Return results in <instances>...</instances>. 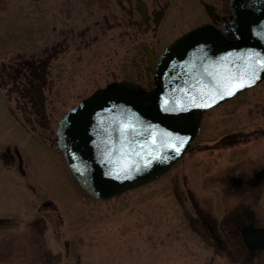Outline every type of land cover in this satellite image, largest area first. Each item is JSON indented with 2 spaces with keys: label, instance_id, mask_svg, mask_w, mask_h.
<instances>
[{
  "label": "flooded vegetation",
  "instance_id": "flooded-vegetation-1",
  "mask_svg": "<svg viewBox=\"0 0 264 264\" xmlns=\"http://www.w3.org/2000/svg\"><path fill=\"white\" fill-rule=\"evenodd\" d=\"M234 18L232 0H0V173L22 187L14 204L0 201V264L71 255L60 206L36 176L47 153L77 183L58 146L64 113L111 82L153 87L176 39L202 26L236 39ZM180 163L174 190L202 264H264V79L208 107L188 149L154 181Z\"/></svg>",
  "mask_w": 264,
  "mask_h": 264
},
{
  "label": "water",
  "instance_id": "water-1",
  "mask_svg": "<svg viewBox=\"0 0 264 264\" xmlns=\"http://www.w3.org/2000/svg\"><path fill=\"white\" fill-rule=\"evenodd\" d=\"M232 3L236 39L209 26L194 29L166 49L154 88L112 82L62 117L58 145L92 196L109 198L158 178L189 147L208 107L264 79V0Z\"/></svg>",
  "mask_w": 264,
  "mask_h": 264
},
{
  "label": "rangeland",
  "instance_id": "rangeland-1",
  "mask_svg": "<svg viewBox=\"0 0 264 264\" xmlns=\"http://www.w3.org/2000/svg\"><path fill=\"white\" fill-rule=\"evenodd\" d=\"M38 167V184L51 192L60 206L62 240H74L71 255L64 256L63 264L203 263L201 243L188 230L174 190L184 182L183 163L175 169L179 171L176 175L172 170L158 181L110 199L91 197L68 169L56 166L47 153ZM21 190L13 178L0 173V201L14 204L22 198ZM61 250L65 254L63 241Z\"/></svg>",
  "mask_w": 264,
  "mask_h": 264
},
{
  "label": "snow or ice",
  "instance_id": "snow-or-ice-1",
  "mask_svg": "<svg viewBox=\"0 0 264 264\" xmlns=\"http://www.w3.org/2000/svg\"><path fill=\"white\" fill-rule=\"evenodd\" d=\"M241 87H244V85H241ZM230 95H231V93H230ZM81 176L84 178L85 183H87L88 182V171H87V168L85 169V172L81 173ZM102 176L106 177L107 174L102 173Z\"/></svg>",
  "mask_w": 264,
  "mask_h": 264
}]
</instances>
